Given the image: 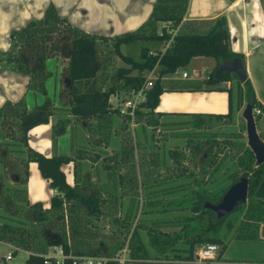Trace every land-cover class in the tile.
<instances>
[{
  "label": "trees",
  "instance_id": "trees-1",
  "mask_svg": "<svg viewBox=\"0 0 264 264\" xmlns=\"http://www.w3.org/2000/svg\"><path fill=\"white\" fill-rule=\"evenodd\" d=\"M188 1L156 0L146 22L134 31L115 37L89 34L76 28L67 18L58 14L52 3L39 19H33L9 33L11 44L0 55V70L10 69L27 74L26 89L45 94V83L49 76L46 61L56 58L63 60L61 77L66 76L67 80L60 91V97L63 93L65 96L61 106H55L54 101L45 100L28 109L24 98L9 100L0 105V152H3L0 167L5 170L13 169L19 179V183L16 182L10 191L8 187L0 189V241L14 246V252L25 250L28 253L25 264H78L77 257L86 255L105 257L104 264H264V259L223 258L225 238L231 232L234 239L256 241L260 239L259 229L264 223V163L256 165V158L249 146L236 144V153L233 155L242 176L249 178L247 201L236 207L241 212V217L236 215L231 218L230 212L228 216L218 219L216 213L204 206L205 203H217L229 186L240 180L241 177L235 171H230L226 178L228 183L219 190L211 193L203 190L201 193L194 192L190 216L178 218L174 224H162L179 225V230L169 232L160 230L158 226L147 228L149 241L157 251L151 254L138 229L134 228L130 232L131 224L125 217H113V241L108 243L104 241L106 239L98 240L101 235L98 224L106 215L105 208L116 206L118 199L117 195L111 194L115 186H110L109 172H106V191L96 184L88 185V176L81 174V160L87 158L94 170L100 158L98 154L90 155L79 151L76 155L55 153L45 156L28 143L29 130L36 125L45 124L56 110L63 108L73 120L82 123L87 132V140L96 132L99 140L110 139L113 116L118 112L110 104V96L121 90H138L147 82V74L156 67L159 74L153 79L152 86L145 91V100L138 104L135 123L143 120L154 128H173L182 127L193 119V126L200 127L202 117L209 115L219 121H232L235 107L240 109L245 103L261 110L260 114H256L255 121H264V105L258 102L248 77L243 83L236 74L230 72L222 73L219 78L215 77L217 67L225 60L236 57L244 59V54L230 49V31L226 18L185 22ZM161 42L164 49L156 54L151 53L152 46ZM122 46H126L127 53L122 52ZM136 48L139 55L135 52ZM116 57L125 65L115 64ZM195 57L214 59L215 65L206 78L189 81L177 79L171 81L168 88L163 85L164 76L187 67ZM135 70L137 72L133 74ZM108 77L113 84L111 88L103 84ZM226 81L234 82V99L232 84L225 88L217 86ZM210 86L228 91L230 106L227 114L172 113L177 118L162 120L163 114L155 111L160 94L168 89L200 90ZM126 118L131 119L129 115ZM69 121L70 118L63 116V120L53 123V142L56 137L64 134ZM91 122L95 124L92 125ZM185 136L187 142L184 148L192 150L194 155L209 146L211 151L215 149V156L218 157L223 152L222 149L234 147L229 137H199L197 141H191L193 134ZM10 154L13 159L8 157ZM170 156H173V151H170ZM104 160L107 158L104 157ZM31 161L38 164L42 176L56 191L50 198L48 208L41 202L31 203L27 199L25 186L28 163ZM69 162L74 164V184L66 181L62 170V166ZM216 163L217 160L211 159L209 166ZM201 169L203 179L199 182L204 184L208 170L205 166H201ZM2 181L0 173V187L3 186ZM222 229L227 231L226 237H223ZM49 232L56 237L50 236ZM212 243L221 246L216 261L194 262L196 247ZM162 246L166 248L161 249ZM55 247H59L64 256L61 262L56 256L49 254V249ZM125 247L128 255L121 263L119 252Z\"/></svg>",
  "mask_w": 264,
  "mask_h": 264
},
{
  "label": "crops",
  "instance_id": "crops-1",
  "mask_svg": "<svg viewBox=\"0 0 264 264\" xmlns=\"http://www.w3.org/2000/svg\"><path fill=\"white\" fill-rule=\"evenodd\" d=\"M155 1L0 0V55L10 47L11 39L9 33L12 30L21 28L33 19H39L50 3L54 4L60 16L67 18L76 28L89 34L115 37L125 32L134 31L146 22L150 17ZM185 14V22L217 19L219 17L226 18L227 27L230 31V49L244 54L243 60L247 77L250 80L258 102L264 105V0H189ZM123 49L125 50L126 46L121 47L122 52L126 53ZM209 58H192L187 65L189 69L187 77H183V73L186 71L181 72L178 70L176 73L164 76L162 78L163 85L168 88L171 81H176L177 79L189 81L206 78L215 65L214 59ZM62 62L63 60L61 59H47L46 71L49 73V76L45 83V94L35 93L26 89L28 82L27 74L10 69L0 70V105L9 100L17 101L24 98L28 109L42 104L45 100L54 101L55 106H59L58 82L62 73ZM156 68H153V71L149 72L151 75L147 76V78H153V76L156 78L158 76L159 71ZM224 83L225 86L232 84L234 99V82L226 81ZM114 94L109 98L111 105ZM131 98L133 99L132 96ZM246 105L247 103L240 109L235 107L234 118L242 114ZM156 106L155 111L163 114L162 120L177 118L172 113L227 114L230 106L229 93L227 90H220L215 86L200 90L168 89L160 94ZM58 115L59 111L56 110L48 122L36 125L29 130V145L45 156H51L55 153L59 155H76L79 151L88 150L89 144L87 143L86 129L82 126L81 122L73 120V117L67 112L61 113V117L70 118V121L66 124V130L64 134L56 137V141L53 142L52 125L56 122ZM260 121L263 120L261 119ZM85 145L88 146L86 147ZM28 164V179L25 186L27 199L31 203L41 202L45 208H48L51 203L50 198L56 191L50 187L49 181L42 176L38 164L33 161ZM90 167L91 162L87 158L81 160L82 173H86ZM73 168L74 164L72 162L62 166V170L66 175V181L70 184H74L75 182ZM104 180L106 182V178ZM230 235L231 233L227 238ZM230 239L232 238L230 237ZM253 242L261 244L263 254L260 255L264 259V236L260 235V239ZM4 243L14 248L12 245ZM19 250L27 255L24 260L25 264L28 253L25 250ZM8 258H10L9 255ZM223 258L231 260L232 257L230 258L223 254ZM251 260H257V258Z\"/></svg>",
  "mask_w": 264,
  "mask_h": 264
},
{
  "label": "rangeland",
  "instance_id": "rangeland-1",
  "mask_svg": "<svg viewBox=\"0 0 264 264\" xmlns=\"http://www.w3.org/2000/svg\"><path fill=\"white\" fill-rule=\"evenodd\" d=\"M163 49V43L161 42L156 46H152L150 51L156 54ZM126 50L124 51L126 52ZM135 52L139 55L137 48ZM115 60V64L125 65L119 57H116ZM180 71L187 72L189 69L185 67L181 68ZM136 72L135 70L133 74ZM150 75L151 73L147 76ZM149 79L153 81L155 76ZM101 80H103L102 77ZM66 83V76L60 77L58 82L59 106L65 99L63 92L60 97V91H62ZM103 84L108 88L113 85L109 77L104 79ZM133 91L131 89L128 91L121 90L113 95L112 106L117 107L118 112L113 116V129L110 139L99 140L97 132L92 133L90 140L87 142L89 144V146L87 145L88 150L84 149L83 151L90 155L98 154L100 158L97 161L96 169L92 170V167H90L84 174L90 180L88 185L94 186L96 184L99 188L104 189L106 172H109L110 186H115L114 192H111V194L118 197L115 208L112 205L109 209L105 208L106 215L98 224L99 232H101L98 240L106 239L104 241L108 243L113 241L112 239L114 238H111V235L115 237L114 234H111V228L115 227L113 217H120L119 219L125 217L131 224L130 232L137 228L151 254H155L157 251L152 247L151 241H149L147 228L158 226L160 230L169 232L179 230V225L169 226L162 224H174L178 218L190 216L189 209L193 201L194 192L201 193L203 190L211 193L219 190L221 186L228 183L226 178H228L230 171H235L237 176L243 177L242 171L236 166L233 155L236 153V144L244 147L248 146L246 121H244L241 114L232 121H219L210 115L202 117V125L200 127L193 126V119L182 127L174 126L173 128L167 126L154 128L153 125L143 120H138L135 123L133 120H127V114H122L121 111L125 100L132 99L131 96L134 98L132 95ZM58 111L59 115L56 120H63L61 113L63 114L66 110L63 108ZM133 123L135 124L133 125ZM91 124L94 125L95 123L91 122ZM256 124L259 136L263 139L264 121L256 122ZM183 134L188 137L193 134L191 141H197L199 137L203 139L206 137H217V139L229 137L234 147L222 149L223 152L218 157L215 156V149L211 151L209 146H206L198 155H194L192 150L184 148L187 137ZM170 151H173V156H170ZM2 155L3 152H0V157ZM11 156L12 154L8 157L13 159ZM104 157L107 158L106 161H103ZM211 159L217 160V163L209 166ZM182 165L184 167L180 168ZM201 166H205V169L208 170L207 180L204 184L202 181V184L199 182L203 179ZM184 168L185 170L183 171ZM0 173L3 179V184H1L3 186L0 189L8 187L10 191L19 180L17 175L13 169L5 170L3 167H0ZM81 174L83 175L82 170ZM103 191H106V189ZM105 195L107 194L105 193ZM230 215L231 218L236 215L241 217V212L235 209ZM93 222L97 224L95 220ZM263 227L264 223L261 224L259 230L260 235L264 236V231L261 230ZM221 231L223 237H226L225 233L227 231L224 229ZM49 233L50 236L56 237L52 232ZM108 235L110 236L109 238ZM230 237L232 238V234ZM230 237L228 238L230 239ZM228 238L225 239L226 250L224 255L242 260L262 259L261 255L263 253L259 242L234 238L229 241ZM178 244L181 245L180 242ZM162 248L165 249L166 247L162 246ZM217 249L216 257L221 251V246L218 245ZM119 253H121L119 259L122 263L128 255L126 247ZM49 254L56 256L59 262L63 258L59 247L50 248ZM8 255L10 258H8ZM26 256L23 251L14 252V248L4 242H0V264H24ZM242 264L246 263L243 262Z\"/></svg>",
  "mask_w": 264,
  "mask_h": 264
},
{
  "label": "water",
  "instance_id": "water-1",
  "mask_svg": "<svg viewBox=\"0 0 264 264\" xmlns=\"http://www.w3.org/2000/svg\"><path fill=\"white\" fill-rule=\"evenodd\" d=\"M223 72L235 73L241 82H244L247 78L244 60L239 57L222 62L217 67L215 76L219 78ZM217 86L220 88L226 87L225 83H221ZM242 117L244 121H246V138L248 146L256 158V165H261L264 163V140L260 138L257 131V124L253 115V106L251 104L246 105L242 112ZM248 187L249 178L248 176H243L240 180L229 186L217 203H205L204 206L216 213L218 219L224 218L228 216L230 212L234 211L238 205L247 201ZM262 230L264 231V227Z\"/></svg>",
  "mask_w": 264,
  "mask_h": 264
},
{
  "label": "built area",
  "instance_id": "built-area-1",
  "mask_svg": "<svg viewBox=\"0 0 264 264\" xmlns=\"http://www.w3.org/2000/svg\"><path fill=\"white\" fill-rule=\"evenodd\" d=\"M188 73L184 72L183 77H187ZM152 86V80L148 78L147 82L140 87L138 90H135L132 92V95L134 96L133 99H126L122 108V114L125 113L130 116V120H134L136 109L138 107V104L145 100V91ZM261 110L259 108H253V115L256 117V114H260ZM14 247V246H13ZM218 245L217 244H205L199 246V248L196 249V257L195 261L197 263H203L207 260L210 261H216V252ZM210 253V254H209ZM62 257H64L62 255ZM79 260L78 264H104L105 257H97V256H78ZM63 259V258H62ZM123 262V261H122Z\"/></svg>",
  "mask_w": 264,
  "mask_h": 264
},
{
  "label": "clouds",
  "instance_id": "clouds-1",
  "mask_svg": "<svg viewBox=\"0 0 264 264\" xmlns=\"http://www.w3.org/2000/svg\"><path fill=\"white\" fill-rule=\"evenodd\" d=\"M210 254V253H209Z\"/></svg>",
  "mask_w": 264,
  "mask_h": 264
}]
</instances>
